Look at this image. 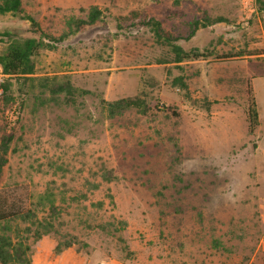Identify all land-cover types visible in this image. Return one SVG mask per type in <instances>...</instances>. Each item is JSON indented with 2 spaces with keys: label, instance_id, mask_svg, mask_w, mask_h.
<instances>
[{
  "label": "rangeland",
  "instance_id": "obj_1",
  "mask_svg": "<svg viewBox=\"0 0 264 264\" xmlns=\"http://www.w3.org/2000/svg\"><path fill=\"white\" fill-rule=\"evenodd\" d=\"M90 5L102 11L98 20L44 50L19 113H0V140L14 134L0 190L59 232L34 242L17 222L32 264H262L264 0H22L55 36ZM206 17L223 20L185 39L188 23ZM150 18L204 57L174 62ZM5 31L32 36L17 14L0 15ZM53 76L78 94L55 99L40 82ZM177 76L205 107L180 95ZM141 91L149 94L146 112L105 109L103 100ZM249 91L258 112L253 133Z\"/></svg>",
  "mask_w": 264,
  "mask_h": 264
},
{
  "label": "trees",
  "instance_id": "obj_2",
  "mask_svg": "<svg viewBox=\"0 0 264 264\" xmlns=\"http://www.w3.org/2000/svg\"><path fill=\"white\" fill-rule=\"evenodd\" d=\"M80 10L85 12V17L68 16L64 21V27L60 34L55 36L44 31L34 17L25 13L22 0H0V15L7 13L21 15L28 21L32 33V36L29 37H18L7 31L0 33V41H4L1 37H6V45L0 51V69L5 75L2 82H0L2 91L0 94L1 115L7 110L13 109L19 113V109L23 106L28 95L23 87L34 73L37 57L44 50L55 49L56 43L64 41L81 27L94 24L102 13L97 5H90L87 9L80 8ZM131 15L140 17L141 14L135 10ZM222 20V17H206L204 22L195 19L188 23L190 30L184 38L189 39L192 37L199 27H205ZM146 24L150 26L159 42L166 43L171 47L174 53V62L179 63L184 60L204 57V54L197 49L185 51L181 46L175 44L177 37L166 32L160 21L150 18ZM40 82L41 86L55 99H58L60 93H63L67 100H72L79 92L68 80L59 79L56 76L43 78ZM15 85L18 86L16 93L14 91ZM150 85L153 86L152 84ZM172 85L178 89L185 100L193 105L206 106L202 103L199 104V101L192 98L188 84L182 76L175 77L172 80ZM148 96V92L141 91L136 95L122 97L113 101L103 100V103L110 115L120 114L130 108H137L140 112H146L149 109V105L146 102V97ZM248 97L246 119L248 133H253L258 123V112L250 91L248 92ZM13 137L14 134L8 132L0 140V175L7 162L9 144ZM18 221H22L26 225L24 230L27 233H31L32 241L34 242L44 235L59 234L53 221L39 220L33 209L17 203L14 195L0 190V264H32V247L28 242V238L23 236L21 226L17 223ZM73 243L74 241L72 240L64 243L58 241L54 248L55 252H60L63 248L70 247ZM262 264H264V257Z\"/></svg>",
  "mask_w": 264,
  "mask_h": 264
},
{
  "label": "crops",
  "instance_id": "obj_3",
  "mask_svg": "<svg viewBox=\"0 0 264 264\" xmlns=\"http://www.w3.org/2000/svg\"><path fill=\"white\" fill-rule=\"evenodd\" d=\"M260 78H264V76H261ZM260 121L262 120V118H264V114L262 115L261 113H260ZM263 260V259H262ZM263 262V261H262Z\"/></svg>",
  "mask_w": 264,
  "mask_h": 264
},
{
  "label": "built area",
  "instance_id": "obj_4",
  "mask_svg": "<svg viewBox=\"0 0 264 264\" xmlns=\"http://www.w3.org/2000/svg\"><path fill=\"white\" fill-rule=\"evenodd\" d=\"M244 3H249L251 0H243Z\"/></svg>",
  "mask_w": 264,
  "mask_h": 264
}]
</instances>
